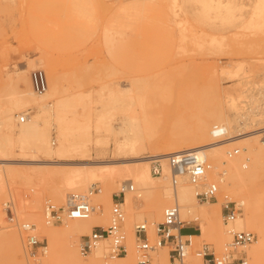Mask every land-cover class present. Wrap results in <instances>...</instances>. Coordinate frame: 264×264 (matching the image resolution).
Masks as SVG:
<instances>
[{"label": "bare ground", "instance_id": "bare-ground-1", "mask_svg": "<svg viewBox=\"0 0 264 264\" xmlns=\"http://www.w3.org/2000/svg\"><path fill=\"white\" fill-rule=\"evenodd\" d=\"M83 1L75 0L69 11L76 10L80 16L84 7ZM159 1L174 15L189 12L192 22L182 23L181 27L191 31L196 28L211 27L216 20L224 26H229L233 21L231 14L234 8L243 7V3L238 2L239 0ZM189 2L198 3L201 7L188 9L186 6ZM150 3L142 0L139 6L140 12L152 11V7L147 6ZM61 11L68 14L63 8ZM211 12L215 13L213 17H210ZM215 41L216 38L212 37L211 42ZM39 53V57L30 60L28 66L33 68L37 62L46 66V90L36 93L31 87L30 78L26 74L27 70L22 68L16 69L14 75L9 76L7 88L5 86L6 90L2 91L5 93L6 102L0 112V162L10 159V153L16 147L23 157H28L26 161L44 166L36 167L28 172L26 177L28 181L24 185L28 183L32 191V195L30 193L29 196L25 194L28 191L26 187L23 190L25 193L22 191L24 185L21 184L22 187H20V185L11 184L9 180L11 174L7 167H0V225H3L4 230L0 235V242L7 244L9 259L14 261V264H26L25 259L28 257L24 250V242L21 243L23 237L20 239L23 232L19 229L18 223L21 221L36 225L37 232L45 237L49 246V252L47 253V250L45 256L38 257L33 264H103L101 257H105V252L107 253L106 242L93 249L89 255L87 254V259H83L77 250L78 244L77 248L74 245V240L89 234L95 225L105 227L108 224L112 200L111 189L116 186L121 188L124 183H130L134 188L133 191L125 192L122 203V207L127 210L123 222L124 232H126V254L111 261L115 262L113 264H132L135 260L136 235L133 226L135 217L132 209L135 207L134 203L138 195L147 201V213L141 212L139 215L143 219L140 223L148 224L146 227L150 238L154 234V226L161 216V211L175 198L179 204L181 218L185 219L189 216L191 217L189 220H198L200 232L192 235L191 238L199 239L204 236L213 242L217 253L231 239L222 220V211L218 203L235 200L237 205L243 206L241 207L243 211L237 215L230 228L232 230L251 229L257 233L255 241L244 249L247 251L246 255L250 259V264H264V186L258 188L254 182L258 172L264 174V135L259 132L257 134L256 130L239 132L249 126L251 120L257 123L260 120L259 114L264 112V106L259 107L257 101H254L256 98H253L264 100V73L260 74L257 71L259 67L263 68L260 64L264 62L263 60L258 62L257 66H250L245 63L246 61H238L232 65L229 63L226 67L212 66L208 73L209 77L207 76L206 90L203 88V91L198 89L189 91L187 98L189 102L187 104L182 100V108L178 110L173 123L175 128L169 135V115H159L155 105L151 108V105L143 103L147 94L152 95L148 93L149 91L169 86L163 78L166 72H161V79H154L153 82L152 80L148 82L147 77H145L146 80L143 77L132 79L130 82L127 80L124 86L118 81V83L114 81L103 84L99 95L102 96L103 91H106V99L101 102L99 108L91 111V114H87L82 120H77L74 114L69 113L71 100L63 96L58 79L51 72L50 59L45 52ZM205 71L207 73V70ZM222 78H226L231 83L225 87L221 86L219 79ZM201 85L204 86V84ZM84 95L77 92L74 98L79 99ZM244 97L253 98V102L257 103L256 106L253 105L252 108V104L249 103L251 107H248L251 110L247 108H245L246 111L241 110L243 105L240 103L244 104L247 101ZM261 100H259L260 103ZM28 107L32 110H28ZM87 110L90 111L91 108ZM16 112L25 115L23 122L19 121L21 114L14 115ZM118 113L121 118L118 129H115L112 118ZM90 115L93 116L92 120L97 129L104 127L112 135H122L120 140L115 139L113 148L120 153L127 151L128 157L85 162V157L90 155L92 142ZM15 119L16 129L14 128ZM208 119L213 121L211 126ZM214 125L219 128L213 129ZM157 128L160 130L157 131ZM50 129L57 131L56 146L51 145L54 143L52 138L51 143L49 142ZM145 145L151 148L150 153L143 154ZM232 145L238 146L239 152L228 156L230 151L228 148ZM181 146L184 147L181 149ZM183 150L194 151L200 158L206 159L211 164L206 176L207 180L203 184L216 183L217 193L220 191L223 197L221 200L216 199L217 202L210 203V210L201 208L195 203V192L203 184H191L185 176H180L174 190L170 185V172L165 156ZM152 156L160 158L161 175L151 173L150 158ZM74 160L79 162H72ZM50 165H64L65 168H55ZM53 176H59L60 182L51 187L47 183ZM33 178H37L39 183L46 185V194L55 196L59 203L64 200V188L82 191L91 180L99 182L100 191L91 194V198L93 197L92 203L95 200L94 204H98L102 210L99 214L93 212L86 219H66L67 221L62 227L60 226V229L54 228L52 223H47L42 217L40 207L43 194L40 192L41 189L32 184ZM227 192L232 194V200ZM9 200L12 217H8L1 208V205L6 206ZM154 252L152 253L156 262L150 264H167L166 247H159V250ZM188 259L193 264H199V258L195 255H190Z\"/></svg>", "mask_w": 264, "mask_h": 264}, {"label": "rangeland", "instance_id": "rangeland-1", "mask_svg": "<svg viewBox=\"0 0 264 264\" xmlns=\"http://www.w3.org/2000/svg\"><path fill=\"white\" fill-rule=\"evenodd\" d=\"M74 1L0 0V112L5 106L4 102H6L5 93H2V91L7 88L9 76H13L16 69L22 68L27 70L28 78H30L31 70L36 68L42 69L45 73L46 66L40 64V62H37V65L33 68L28 66L30 60L39 57V52H45V55L51 61V72L58 79L63 96L71 100L69 113L74 114L77 120H82L87 114H91V111L99 108L101 102L106 99V91H103L102 96L99 95L100 87L103 84H110L115 81V83L119 82L120 85L124 86L127 80L130 82L132 79L143 77L144 79L147 77L148 82L150 80L153 82L154 79H161V72H166L167 74L163 78L169 83V86L149 91L148 93L152 95L147 94L144 101H142L144 104L151 105V108L155 105L154 107L159 111V115H169L170 135L173 128H175L173 123L178 114L177 112L182 108V100L188 104L187 98L191 89L203 91L204 88L206 90L208 73H210L212 66L226 67L229 63L232 65L238 61H246L245 63L250 66H257L260 61H264V0H239L238 2L243 3V7L234 8L231 14L233 21L229 26H224L219 20H216L211 27L196 28L194 31L181 27L182 23L192 22L189 12L174 15L159 0H144L151 2L147 6L148 8L152 7V11L148 12H140L139 10L142 0H84V7L80 16L76 10L75 12L74 10L69 11L73 7ZM186 7L188 9H199L201 5L189 2ZM62 8L67 10L68 14L61 11ZM214 15V12L210 13V17ZM212 37L216 38L215 42H211ZM263 63H260L263 68L259 67L260 69H257L260 74L264 73ZM204 69L207 70V73ZM169 71L171 72L169 73ZM257 78L259 77L257 76ZM219 81L221 86L224 87L231 83L226 78L219 79ZM201 84H204V86ZM77 92L85 95L76 99L74 97ZM244 98L247 101L244 104L240 103V105H243L241 109L243 111L245 108L251 110L248 107H251V104L252 108L257 103L259 107L264 106V102L262 103L264 100L257 97L253 98L258 100L250 99L249 97ZM253 100L257 101V103H254ZM259 100H261L262 104ZM249 103L251 104L249 105ZM89 108H91L90 111L87 110ZM28 110L31 111L32 108L28 107ZM18 113L21 114L16 112L14 115L16 116ZM120 118L119 113L112 118V125L115 129H118ZM259 118L260 120L257 123L251 120L249 126L239 130V132L256 130L257 134L259 132V134L264 135V112L259 114ZM90 119L92 142L90 143V155L85 157V162L128 157L127 151L120 153L113 148L115 139L120 140L122 135H112L104 127L97 129L94 125V120H92V115H90ZM208 123L211 126L213 121L208 119ZM92 127L95 128L93 129ZM14 128H17L16 119L14 120ZM54 129H50L49 134V142L51 143V138L54 141V143H51L52 146L58 144L57 131L55 132ZM156 130L159 131L160 129L157 128ZM162 131L163 129L161 128ZM114 135L116 138L113 137ZM182 147L184 146H181V149ZM234 147L238 146L232 145L228 149ZM149 151H151V148L145 145L143 154L150 153ZM27 158V156L23 157L20 150L15 147L10 153V159L0 162V167H7L11 174L9 180L12 185H20L22 187L28 181L26 178L28 172H31L36 167H44L41 164L26 161ZM59 161L62 162V160ZM72 162L79 161L74 160ZM50 166L65 168L64 165ZM39 182L37 178L32 179V184L36 188L38 187L39 190L41 189L40 192L43 194L40 207L43 219V210L47 201L60 206L64 204L68 193L77 191L64 188V200L59 203L56 201L55 196L46 194V185ZM59 182V176H53L47 184L52 187L59 184ZM254 182L258 188L263 187L264 174L258 172ZM92 183L100 187L99 182L91 180L82 191H86ZM25 187L26 190H30L29 193L28 191L26 193L23 191ZM119 188L118 186L112 188L111 195ZM22 191L27 196L32 192L28 187V183L22 187ZM219 193L216 194L217 200H221V197H223L220 191ZM227 195L231 199L232 194L228 193ZM90 199L92 202L93 197L91 198L90 196ZM216 199L202 202L195 198V203L201 208L210 210V203L217 202ZM223 202L218 203L221 209ZM231 203L236 204L237 202L234 200ZM134 205L132 213L135 217L133 220V226L135 227L136 224L143 221L139 214L141 212L147 213V201L141 195H138ZM238 206L241 209L240 212H242L241 207L243 206L239 204ZM4 207L1 205L3 211H5ZM101 210L102 207L94 213L99 214ZM162 211L160 218L157 219L158 222L162 219ZM126 215L127 210L125 211ZM130 215L132 216V214ZM190 218L189 216L185 217V219ZM7 221L9 220L7 219ZM65 221L67 220L57 221L52 225L54 228L59 227L60 229ZM197 221L194 223L198 224ZM2 227L3 225H0V235L4 231ZM247 230L253 232L256 239L257 233L251 229ZM37 231L35 225V232L39 239L47 245L48 253L47 240ZM188 232H191L189 226L182 229V233ZM124 233L126 235V232ZM22 234L20 235V239L23 237L21 243L24 242V233ZM83 238L84 235L79 240H74L75 247L78 244V248H76L79 253V245ZM2 242H0V248L2 247L0 249V264H14V261L9 259L7 244ZM204 242L213 246V242L201 236L199 239H193L191 251ZM215 248L213 246L214 250ZM158 250L159 248L155 252ZM215 252L217 253V250ZM246 254L247 251L245 250ZM86 255L80 253L83 259H87ZM150 255L151 262H154L153 253L151 252ZM42 256H45V254L40 257ZM245 258L247 264H250V259L247 258V255ZM25 261L26 264H33L30 257H27ZM101 261H103V264L115 263L111 262L114 260H109L106 257H101ZM135 261L136 253L132 264Z\"/></svg>", "mask_w": 264, "mask_h": 264}, {"label": "built area", "instance_id": "built-area-1", "mask_svg": "<svg viewBox=\"0 0 264 264\" xmlns=\"http://www.w3.org/2000/svg\"><path fill=\"white\" fill-rule=\"evenodd\" d=\"M30 83L36 93H42L47 88V79L42 69L36 68L30 72ZM25 115L19 116V121L23 122ZM214 125L213 129H218ZM239 152L238 147L228 151V156ZM169 174V182L174 190L179 183V177L185 176L191 184H203L211 168V164L204 158H200L194 151H179L165 156ZM150 170L153 175H161L162 164L160 158L152 156L150 158ZM133 185L124 183L121 188L112 193L111 205L109 207V222L106 227L94 226L89 234L84 235L80 242L79 250L82 255L90 253L101 243L106 242L107 253L105 257L114 260L126 254L125 233L123 222L125 211L122 207L126 191H133ZM100 188L92 184L86 191L70 192L66 195L64 204L57 206L47 201L44 206L43 215L47 223H54L64 219H86L93 212L100 210L98 204L90 201L93 193L99 192ZM218 191L217 184L208 182L196 190L197 200L207 202L216 199ZM8 217H12L11 205L9 201L4 207ZM222 220L227 227V232L231 239L223 245L221 252L216 253L213 247L207 243H202L198 248L191 251L193 239L191 234L182 233L186 226L196 225L200 232L196 220L183 219L180 216L179 204L173 198V202L165 205L162 211V219L154 226V234L150 238L146 223H138L134 227L136 235L135 249L136 261L134 264H150L151 252L159 247L167 248V264H193L189 261L190 255L199 258V264H247L244 248L250 245L255 235L247 229L232 230L231 224L240 213L241 209L231 201H224L222 205ZM19 229L24 233V250L28 257L35 261L38 257L45 254L47 245L39 239L35 232V225L30 222L21 221L18 223ZM156 262V261H155ZM113 264V263H106Z\"/></svg>", "mask_w": 264, "mask_h": 264}, {"label": "crops", "instance_id": "crops-1", "mask_svg": "<svg viewBox=\"0 0 264 264\" xmlns=\"http://www.w3.org/2000/svg\"><path fill=\"white\" fill-rule=\"evenodd\" d=\"M189 227L191 228V232H188V233H185V234H191V235L198 234L196 225H190Z\"/></svg>", "mask_w": 264, "mask_h": 264}]
</instances>
